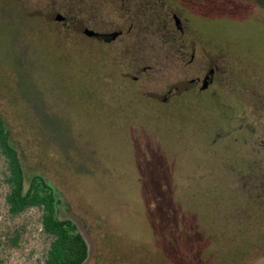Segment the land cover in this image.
Listing matches in <instances>:
<instances>
[{"label":"rangeland","instance_id":"374dc122","mask_svg":"<svg viewBox=\"0 0 264 264\" xmlns=\"http://www.w3.org/2000/svg\"><path fill=\"white\" fill-rule=\"evenodd\" d=\"M146 7L187 11L193 39L229 63L221 87L237 92L216 90L194 109L143 106L103 45L44 23L59 12L73 27L88 10L94 25L96 13ZM150 65L135 90L160 93L179 78L175 62ZM240 80L264 104V0H0V117L27 174H43L86 231L85 264H264V201L217 160L246 137L234 117L264 123V108L242 111ZM5 174L0 155V264H40V210L8 213Z\"/></svg>","mask_w":264,"mask_h":264},{"label":"flooded vegetation","instance_id":"af4514ba","mask_svg":"<svg viewBox=\"0 0 264 264\" xmlns=\"http://www.w3.org/2000/svg\"><path fill=\"white\" fill-rule=\"evenodd\" d=\"M94 15L93 20L99 28L89 22L88 10H84L82 19L78 24L75 23V26L73 24V27L59 12L49 13L44 23L53 26L58 34L65 35V31L69 28L77 30L81 35L82 44L87 42L90 48L98 44L103 45L105 55L118 65L120 87L123 90L133 88L137 95L144 98L143 106L163 107L180 99L185 109H194L202 104L200 101L203 96L215 101L216 90L225 92L233 90L234 87H221L219 82L220 77L226 79L228 83L230 77L226 74L225 68H230L229 63L215 54L208 53L193 39V29L187 11L151 10L146 7L143 10L130 8L107 10ZM106 17L111 18L112 22L104 21ZM105 25H111V29H101L100 26ZM97 48L91 49L93 54H100L101 51ZM199 59H203L202 62L205 61V65H202L200 69ZM151 62L156 65L175 62L180 69L179 78L160 93L142 92L134 88L140 77L143 76L144 79V74L152 68ZM134 68L136 70L130 71ZM160 68L162 69V66ZM239 83L241 86L238 90L248 95L250 102H243L245 107L242 111L263 110L262 95L249 90L242 80ZM233 91L237 92V87ZM234 121L233 130L246 133L245 138L234 139L235 143H239L238 149L231 150L230 146L225 144L224 150L220 153L218 151H212V153H219L217 160L220 166L237 175L236 181L254 184L255 187L252 191L249 190V195L256 194L253 202L259 203L264 201V123L261 119L251 120L244 117L241 119L234 117ZM217 138L218 135L215 139ZM215 139L213 142L216 141Z\"/></svg>","mask_w":264,"mask_h":264},{"label":"trees","instance_id":"16d2710c","mask_svg":"<svg viewBox=\"0 0 264 264\" xmlns=\"http://www.w3.org/2000/svg\"><path fill=\"white\" fill-rule=\"evenodd\" d=\"M0 155L6 168L8 213L15 216L29 208L40 210V228L47 238L40 264H82L88 257L89 245L77 221L63 212L60 194L43 174H27L22 154L1 117Z\"/></svg>","mask_w":264,"mask_h":264},{"label":"water","instance_id":"95a60500","mask_svg":"<svg viewBox=\"0 0 264 264\" xmlns=\"http://www.w3.org/2000/svg\"><path fill=\"white\" fill-rule=\"evenodd\" d=\"M77 223H78V226H79L81 232L83 233V235L85 236V238H86V240H87V242H88V245H89L88 257H87V259L82 263V264H85V263L87 262L89 256H90V240H89V237H88L86 231L84 230V228L80 225L79 222H77Z\"/></svg>","mask_w":264,"mask_h":264}]
</instances>
